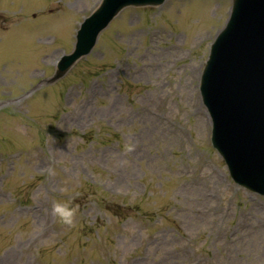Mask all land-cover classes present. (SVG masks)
Wrapping results in <instances>:
<instances>
[{"label":"rangeland","instance_id":"1","mask_svg":"<svg viewBox=\"0 0 264 264\" xmlns=\"http://www.w3.org/2000/svg\"><path fill=\"white\" fill-rule=\"evenodd\" d=\"M98 2L0 0V264H264L198 90L232 0L124 8L51 82Z\"/></svg>","mask_w":264,"mask_h":264},{"label":"water","instance_id":"2","mask_svg":"<svg viewBox=\"0 0 264 264\" xmlns=\"http://www.w3.org/2000/svg\"><path fill=\"white\" fill-rule=\"evenodd\" d=\"M163 0H102L77 33L54 79L93 46L97 34L128 5ZM201 93L212 119V144L236 182L264 194V0H233L230 19L205 66Z\"/></svg>","mask_w":264,"mask_h":264},{"label":"clouds","instance_id":"3","mask_svg":"<svg viewBox=\"0 0 264 264\" xmlns=\"http://www.w3.org/2000/svg\"><path fill=\"white\" fill-rule=\"evenodd\" d=\"M75 209L66 203H56L53 205L52 213L64 224L71 225L75 215Z\"/></svg>","mask_w":264,"mask_h":264},{"label":"bare ground","instance_id":"4","mask_svg":"<svg viewBox=\"0 0 264 264\" xmlns=\"http://www.w3.org/2000/svg\"><path fill=\"white\" fill-rule=\"evenodd\" d=\"M195 73H197V72H195ZM11 257H13L12 254H6V256L4 258V263L7 264L9 262V260L11 259Z\"/></svg>","mask_w":264,"mask_h":264}]
</instances>
